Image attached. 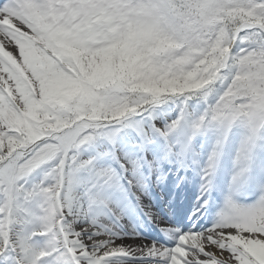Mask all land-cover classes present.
Here are the masks:
<instances>
[{
    "label": "snow or ice",
    "instance_id": "obj_1",
    "mask_svg": "<svg viewBox=\"0 0 264 264\" xmlns=\"http://www.w3.org/2000/svg\"><path fill=\"white\" fill-rule=\"evenodd\" d=\"M0 264H264V0H0Z\"/></svg>",
    "mask_w": 264,
    "mask_h": 264
}]
</instances>
